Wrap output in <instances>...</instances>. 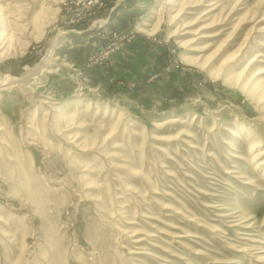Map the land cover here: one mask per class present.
Instances as JSON below:
<instances>
[{
    "label": "rangeland",
    "instance_id": "1",
    "mask_svg": "<svg viewBox=\"0 0 264 264\" xmlns=\"http://www.w3.org/2000/svg\"><path fill=\"white\" fill-rule=\"evenodd\" d=\"M50 1L0 49V264H264V0Z\"/></svg>",
    "mask_w": 264,
    "mask_h": 264
},
{
    "label": "bare ground",
    "instance_id": "2",
    "mask_svg": "<svg viewBox=\"0 0 264 264\" xmlns=\"http://www.w3.org/2000/svg\"><path fill=\"white\" fill-rule=\"evenodd\" d=\"M27 0H12L11 3H8V11L0 13V49L1 50H5V54H7V52H10L13 49V46L15 42L17 41H22L20 40V37H24L25 33L27 32V28L24 25L26 18V15L28 14L30 8H28V5L24 2H26ZM29 1V0H28ZM49 2H51L50 0H48ZM53 2V1H52ZM193 2V1H192ZM216 2V1H215ZM55 3V2H53ZM47 5V4H46ZM194 5V4H193ZM42 7V6H41ZM47 8V7H46ZM48 10L49 7L47 8ZM46 9V10H47ZM42 10H45V7L42 8ZM41 11V10H40ZM47 12V11H46ZM44 13V11H43ZM194 13V12H193ZM46 14V13H45ZM44 14V15H45ZM51 14V13H50ZM49 14V15H50ZM46 16V15H45ZM42 17V15H41ZM206 17V16H205ZM254 17V16H253ZM180 18V17H179ZM178 20V19H177ZM257 20V19H256ZM43 21V20H42ZM197 21V20H196ZM26 24V23H25ZM191 25V24H190ZM192 33V31H188L186 33ZM204 32V31H203ZM190 33V34H191ZM219 33V32H218ZM30 34V33H28ZM28 36V35H27ZM25 36V37H27ZM205 36V35H204ZM204 36H200V37H204ZM24 40V39H23ZM23 43V42H22ZM17 44V43H16ZM246 44V43H245ZM20 45V44H19ZM24 45V44H23ZM21 46V45H20ZM19 46V48H20ZM242 47V46H241ZM244 47V46H243ZM18 49V48H17ZM54 50V48H53ZM196 51V50H195ZM16 52V50L14 51ZM11 53V52H10ZM13 53V51H12ZM9 54V53H8ZM7 54V55H8ZM15 54V53H14ZM10 55V54H9ZM49 56V55H48ZM235 58V57H234ZM233 59V58H232ZM252 61H255L254 59ZM30 73H32V71H30L27 75H29ZM27 77V76H26ZM25 77V78H26ZM216 77L218 78L217 74ZM216 78V79H217ZM24 80V78H19V77H10V76H5V77H0V85L1 86H6L4 88L3 91L9 90L11 89V87H16L17 83H22V81ZM223 80V79H222ZM10 83H13L12 85ZM15 83V84H14ZM11 85V86H9ZM9 86V87H7ZM1 90V89H0ZM177 121L176 119H169L167 120V123L170 122H174ZM225 122V121H224ZM164 124V123H163ZM162 124V125H163ZM102 130V129H101ZM239 130V128H238ZM240 131V130H239ZM242 131V130H241ZM240 131V132H241ZM243 132V131H242ZM243 134V133H242ZM258 141V140H257ZM249 142V141H248ZM250 144V143H249ZM263 146V145H262ZM261 146L259 143L255 144L253 146L254 150L257 151L256 149H259ZM263 148V147H262ZM250 153V152H249ZM264 156V150H259V152H256L253 158V161H259V159L263 158ZM264 165V160L261 161L259 164L256 165L255 169H259L261 168V166ZM253 167V166H251ZM254 174V173H253ZM49 180H51L49 178ZM62 188V187H61Z\"/></svg>",
    "mask_w": 264,
    "mask_h": 264
},
{
    "label": "built area",
    "instance_id": "3",
    "mask_svg": "<svg viewBox=\"0 0 264 264\" xmlns=\"http://www.w3.org/2000/svg\"><path fill=\"white\" fill-rule=\"evenodd\" d=\"M96 1H99V0H96Z\"/></svg>",
    "mask_w": 264,
    "mask_h": 264
}]
</instances>
